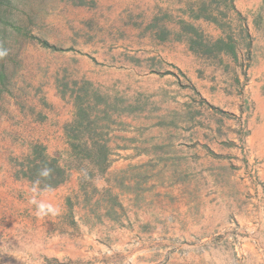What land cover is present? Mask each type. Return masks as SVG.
Wrapping results in <instances>:
<instances>
[{
  "label": "rangeland",
  "instance_id": "rangeland-1",
  "mask_svg": "<svg viewBox=\"0 0 264 264\" xmlns=\"http://www.w3.org/2000/svg\"><path fill=\"white\" fill-rule=\"evenodd\" d=\"M0 51V264H264V0H0Z\"/></svg>",
  "mask_w": 264,
  "mask_h": 264
},
{
  "label": "clouds",
  "instance_id": "clouds-1",
  "mask_svg": "<svg viewBox=\"0 0 264 264\" xmlns=\"http://www.w3.org/2000/svg\"><path fill=\"white\" fill-rule=\"evenodd\" d=\"M4 55H6V52L0 51V57H2ZM50 172H51V169L43 168L40 170L39 176L48 177L50 175ZM39 183H40L39 180H37L35 182V185L32 188L33 196L30 199V203L35 206L36 215L37 216H48V215L55 216V215H57L59 212V209L56 206H54L52 203H50L46 200L37 198V196L39 194V192H38Z\"/></svg>",
  "mask_w": 264,
  "mask_h": 264
},
{
  "label": "trees",
  "instance_id": "trees-1",
  "mask_svg": "<svg viewBox=\"0 0 264 264\" xmlns=\"http://www.w3.org/2000/svg\"><path fill=\"white\" fill-rule=\"evenodd\" d=\"M44 163H46L47 165H49V164H48L49 162H47V161H45ZM52 164L54 165V163H52Z\"/></svg>",
  "mask_w": 264,
  "mask_h": 264
}]
</instances>
